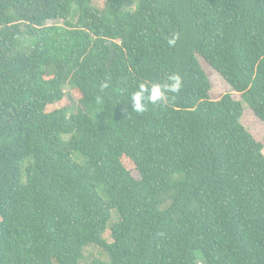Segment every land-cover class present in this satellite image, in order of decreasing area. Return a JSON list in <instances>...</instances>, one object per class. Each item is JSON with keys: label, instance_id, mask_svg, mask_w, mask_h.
<instances>
[{"label": "trees", "instance_id": "obj_1", "mask_svg": "<svg viewBox=\"0 0 264 264\" xmlns=\"http://www.w3.org/2000/svg\"><path fill=\"white\" fill-rule=\"evenodd\" d=\"M243 102L264 123V0H0V264H264Z\"/></svg>", "mask_w": 264, "mask_h": 264}, {"label": "rangeland", "instance_id": "obj_2", "mask_svg": "<svg viewBox=\"0 0 264 264\" xmlns=\"http://www.w3.org/2000/svg\"><path fill=\"white\" fill-rule=\"evenodd\" d=\"M95 7L102 9L103 3L98 2L95 4ZM202 65L208 77L210 78L214 89L212 93V99L218 100L225 94H231L235 100L242 101L241 96L233 93L232 89L223 80V78L213 69H211L203 60H202ZM242 123L258 142L264 141V123H262L258 118L255 117L254 113L250 110V108L247 106L246 103H244V116L242 118ZM133 176L135 178H139V175L137 173H134ZM98 192L101 194V196H103L100 189H98ZM117 221H118V213L114 212L113 219L110 224L115 223ZM105 238L107 239L108 242L112 241L110 238V230L105 234ZM85 254H86V261H84V264H91L93 260H98V259L104 262L108 261L106 254L96 247L88 248Z\"/></svg>", "mask_w": 264, "mask_h": 264}, {"label": "clouds", "instance_id": "obj_3", "mask_svg": "<svg viewBox=\"0 0 264 264\" xmlns=\"http://www.w3.org/2000/svg\"><path fill=\"white\" fill-rule=\"evenodd\" d=\"M178 39L179 35L174 33L168 38V45L174 47ZM107 87V83L101 85L102 89ZM182 87L183 80L177 74L168 76L164 82L140 83L130 95L131 112L143 114L149 104L154 106L167 104L169 94L179 93Z\"/></svg>", "mask_w": 264, "mask_h": 264}]
</instances>
